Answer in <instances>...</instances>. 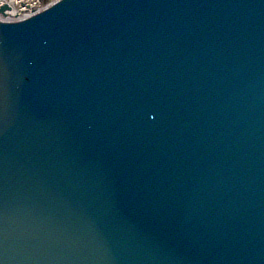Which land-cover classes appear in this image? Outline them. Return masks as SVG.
Here are the masks:
<instances>
[{"label": "water", "instance_id": "water-1", "mask_svg": "<svg viewBox=\"0 0 264 264\" xmlns=\"http://www.w3.org/2000/svg\"><path fill=\"white\" fill-rule=\"evenodd\" d=\"M0 264H264V0L0 19Z\"/></svg>", "mask_w": 264, "mask_h": 264}, {"label": "bare ground", "instance_id": "bare-ground-1", "mask_svg": "<svg viewBox=\"0 0 264 264\" xmlns=\"http://www.w3.org/2000/svg\"><path fill=\"white\" fill-rule=\"evenodd\" d=\"M7 0H0V6L5 3ZM11 4H9V8L6 9L7 15H3L11 20H20V18L30 17L37 12L42 11L44 7L48 6L47 4H43L41 0H8ZM60 0H54V3ZM33 2V3H32ZM0 15V18H4Z\"/></svg>", "mask_w": 264, "mask_h": 264}, {"label": "rangeland", "instance_id": "rangeland-1", "mask_svg": "<svg viewBox=\"0 0 264 264\" xmlns=\"http://www.w3.org/2000/svg\"><path fill=\"white\" fill-rule=\"evenodd\" d=\"M15 1V0H14ZM36 1V0H35ZM48 2V1H51V0H41V2L43 3V4H45V2ZM19 2L21 3V1L19 0ZM33 3V2H32Z\"/></svg>", "mask_w": 264, "mask_h": 264}]
</instances>
